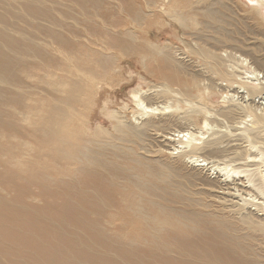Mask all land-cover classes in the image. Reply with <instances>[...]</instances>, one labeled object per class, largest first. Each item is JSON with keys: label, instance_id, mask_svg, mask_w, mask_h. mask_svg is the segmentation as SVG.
<instances>
[{"label": "bare ground", "instance_id": "obj_1", "mask_svg": "<svg viewBox=\"0 0 264 264\" xmlns=\"http://www.w3.org/2000/svg\"><path fill=\"white\" fill-rule=\"evenodd\" d=\"M255 2L246 16L258 20L264 0ZM216 7L210 0H0V264H264L255 242L259 235L264 240V217L255 216H263L258 211H264V201H250L257 213L245 210V204L228 209V202L237 204L232 190L223 192L224 203L218 201L220 208L212 210L173 187L168 165L136 153L140 135L159 123L144 120L134 127L110 112L111 129L92 125L110 105L104 95L127 83L124 63L131 58L161 87L149 95L132 89V118L158 108L145 100L155 102L174 91L188 100L201 98L200 74L175 66L177 61L150 38L163 29L167 14L200 36L208 38L210 32V44L229 43L224 9ZM242 20L247 28V49L242 50L264 69L263 59L253 55L264 40L253 35L246 17ZM201 55L213 59L212 67L227 74L230 84L238 83L230 89L243 88L252 97L248 108L230 104L220 113L229 121L246 112L255 116L237 144L264 145V117L252 104L264 86L232 79L210 49ZM256 70H245L238 80L258 81ZM183 127L165 140L181 139L182 144L189 134ZM192 136H186L185 145L197 148ZM218 140L200 146L204 156L217 153ZM189 154L192 159L194 152ZM248 178L251 185L234 176L232 182L215 180L225 191L233 184L239 194L256 191L264 198V173L258 183Z\"/></svg>", "mask_w": 264, "mask_h": 264}, {"label": "rangeland", "instance_id": "obj_2", "mask_svg": "<svg viewBox=\"0 0 264 264\" xmlns=\"http://www.w3.org/2000/svg\"><path fill=\"white\" fill-rule=\"evenodd\" d=\"M210 2H211L212 7H216L218 5L219 7L221 6L220 8L223 7L224 9V13H223L224 22L223 23L225 24L223 25V27L229 29V31H226V32L230 34L229 37L233 41L231 40L229 43H217V44L211 43L210 44L211 41L209 38L212 37L210 32H209L208 38L204 36H200L202 34H199V31L197 29H195L194 27L185 28V26H180L174 21H171L170 18L167 17V14H163V19H162L164 22L163 29H160L157 32H152L151 34L152 38H150L153 42L160 43V46L163 47V49H165V51H167V53L169 54L168 55L169 58H171L172 56L177 61V63L174 62L175 66L178 67L181 64V66L184 65L183 67H186L187 70L189 69L188 72H191L192 70L194 73L195 71H197L200 74L198 78L200 82V88L203 90L202 91L203 96L198 99L188 100V98H186L187 99V102H186L185 101L186 99L183 95H181L177 91H174L166 95L165 97L160 96V98L156 100L155 102L151 98L149 99L148 102L145 100L144 103L147 104V106L149 107L150 106L156 107L158 105V108L155 110L151 109V111L149 110L147 114H145L141 119L138 117L136 118L134 116H133L134 118L133 119L132 118V107L135 108V103H133L130 98L132 89L141 88L144 95H149L152 92H154V90L161 89V87L159 88L160 82L157 79H154L151 75H149L140 64H138L136 61H133V59L131 58L127 62L124 63V65H126L127 70L124 73L123 77L126 78L127 83H125L121 88L119 87L115 88L116 90L111 91L110 89V94L106 96L104 95L105 100H109L108 104H110V105L105 106L106 110L104 109V113H107V114L105 115L103 113V115H101V118L97 121H94L92 125H95L96 123L97 124L101 123V125L105 126L108 129H111L112 120L110 117L108 118V116H110L108 115L110 112H115L118 115H121L122 117L124 116L123 118L128 121L130 120L129 124H132V126L134 127H138L141 121H144V120H149L151 121V123H154V122L159 123L155 127H151L150 130L144 131L140 135L139 143L135 147V151L136 153H138L139 155H141L142 157L146 159L153 160L154 162L157 161L159 163H164L166 166L168 165V167L171 168L170 172H172L170 174V177L172 175V177L170 178V182L171 184L174 185L173 187L181 189L182 192L187 193L188 195L192 196L194 199L198 197L199 203L209 204V208L212 210H215V209L217 210L220 208L218 201H221L224 203V199H225V196L223 195L224 193L226 192L230 193V191L231 192L234 191L232 195V201H234L235 204L236 203L237 204L234 205L233 203L226 202L228 204L227 206L228 209H230V206L232 205L231 209L238 210L236 208L241 209L239 206L240 204L241 205L245 204L244 205V209L246 207L245 210L253 209L252 211L256 212L257 210L256 204H252L250 201L252 200L253 202L255 201L263 202L264 198L262 195H259V193H256V191H250L249 193L246 190L243 193H240L242 196L241 197L239 194L241 190L237 192V189L235 188V186H233V184L230 185L231 188L233 187V189H230V190L226 189L225 191V189L220 188V184L216 183V180L219 183L220 182L224 183L223 181L225 180H226L225 182L227 181L232 182V176H234L235 179H240V181L237 180V182L243 181L244 185H251V183L248 182L249 181L248 177H251V179L253 180L254 178L257 179V181L255 180V183H258L259 181L258 178H259L260 173L261 172L264 173V169H263L264 168V155H263L264 153L263 154L261 153L264 151L263 149L264 145L260 143L249 145L248 141L247 142L243 141L241 145H238L237 141H235V139L239 137L240 135L246 134V128L253 126L252 122L254 123L253 120L255 119V116L253 114H250L249 112H246L247 114L245 113L243 116L237 115L235 116V119H232L229 121V119H225L226 117L220 114L222 110L230 104H234L236 106L240 104V106L238 105L239 107H241L242 105L248 108V105H250V101H251L249 100V98L251 96L245 93L244 91L245 89L243 88L237 87L236 91L238 92L234 91L235 89L234 90L230 89L229 87L232 88V87L238 86L236 85L238 83L232 82V84H230L226 80L227 74H226V77L219 75L218 72L215 71L214 67H212L213 65L212 62L215 63V61H213V59H209L211 61L205 60L203 56L201 55V52L202 50H209V49L215 52L221 59H223L221 60V62L223 61L222 67L224 71L226 70L227 72L226 71L225 72L228 73L232 79H233V76H235V78H237L236 79L237 82L244 81L247 84H253V85L255 84L254 86L256 87L260 86L257 83V82H260L261 86H264V69L257 67L252 62V60H250L252 59V54L250 55V53L248 54L247 50L246 51L244 50V49H247V47H244L243 45V43L247 41L246 40V35H247L246 29L247 28L242 23L243 22L242 19H245L246 17L247 21L251 25L248 27L251 28L249 29L252 31V33H254L253 35L260 38L261 40H264V6L261 8L263 12L256 13L258 15L257 16L258 20H256L253 17V15H252V18L251 16H246V15H251L250 14V11L252 12L251 9H255L257 7L255 0H210ZM161 12L162 11H159V14ZM225 28L223 29L221 28V30H225ZM196 35H198L199 37ZM242 48L244 49L242 50ZM195 51H198V52H195ZM244 51L247 53H245ZM254 53L255 54L253 55L258 54L257 56L261 57L264 61V45H259L257 47V50H254ZM252 68H254L255 70L257 69L256 71L258 72L260 81L259 80L256 81L252 79L250 80V78L238 80V78L245 76V70H250ZM209 78L211 79V81ZM239 91H243V92H239ZM263 98H264V94H258L254 96L252 99L253 101L252 104L253 103L255 104L254 111L257 115H260V117H264ZM123 106H125L126 108L122 109ZM205 121L208 122V126H204ZM180 127H183L182 129L183 131L188 130L189 134L193 133L192 137H195V140H196L194 143L196 144L198 143L196 145L197 148H193V146H190V145L187 147L185 145L184 141L189 136V134L186 135L187 137L185 135L182 137L184 145L183 143L180 144L181 139L180 141L179 140L172 141L171 139H166L167 141L165 140L166 137H169L170 132H173V130L175 129L179 130ZM218 132L219 133L223 132L221 133L222 136ZM184 134H187V132H185ZM219 136H221L220 137L221 139L219 138ZM212 139H219L221 141L219 142L218 140V144H217L218 151L216 154H214V156L216 157H214L213 155L204 156V154L201 152L202 150H200L199 148L200 146L202 147V145L205 144L206 140L208 141ZM181 146H186V147L183 148ZM249 146H252V147L249 148ZM137 147H139V149ZM191 148L193 149L190 151H193L194 154H192L193 158L189 159L186 156L191 155L189 153H193V152H185V151L186 150L188 151ZM248 148L249 150L246 151ZM222 149L225 151H223ZM258 150H260L261 152H259ZM250 151L253 153L254 158ZM247 153H249L251 156L248 155ZM195 156L198 158V160L203 159V161H194L196 160ZM249 160H253L255 164L256 163L258 164L255 165L252 162L253 163L252 165L249 163L248 165L247 162H249ZM199 162L200 163L204 162V165L203 166L194 165ZM246 165L249 167H247ZM234 170L235 171L237 170L238 172L241 171V172L235 174L237 171L234 173ZM241 173H244V174H241ZM198 176L201 177V181ZM238 176H241V177L238 178ZM203 181H205L204 182L205 185ZM212 182H214L215 184L214 183L212 184ZM218 196L220 199L218 198ZM247 199H249L248 203H245ZM262 212L264 211H258V213H262ZM231 213L232 212H230V214ZM230 214H228L229 215L228 217L233 218L234 214L233 215H230ZM255 216L256 218L259 219L260 217L263 218L264 214L263 216L261 215H255ZM240 232L242 234L249 233V231L246 229H241ZM255 242L257 243L258 249H260V256L264 258V240L259 235L256 237Z\"/></svg>", "mask_w": 264, "mask_h": 264}]
</instances>
